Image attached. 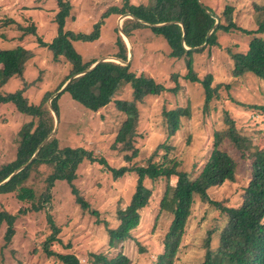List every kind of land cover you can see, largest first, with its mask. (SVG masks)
Returning a JSON list of instances; mask_svg holds the SVG:
<instances>
[{"label": "rangeland", "instance_id": "obj_1", "mask_svg": "<svg viewBox=\"0 0 264 264\" xmlns=\"http://www.w3.org/2000/svg\"><path fill=\"white\" fill-rule=\"evenodd\" d=\"M126 1L131 4L154 3V0H70L72 10L66 18L65 29L85 34L99 31V36L93 40L73 42L83 62L90 63L117 52L115 39L120 16L110 14L102 19V15L109 7L123 6ZM203 1L217 14L230 3L235 7L240 25L252 30L258 27L253 4L264 5V0ZM58 11L56 0H0V49L23 44L33 51V57L27 63L23 76L8 80L0 89L1 92L24 89V96L30 102H38L45 92L57 89L70 74L73 69L71 63L62 55L55 56L36 39L39 36L44 41L51 42L57 35L55 16ZM10 19L22 26L34 23L37 26V35H23L19 25L10 23ZM98 22H102L100 29L95 27ZM132 38L130 41L134 56L130 64H133L138 73L151 76L168 88L176 85L172 75L177 73L180 83V90L177 92L166 90L160 96H148L140 105V135L136 145L139 144L142 149L143 158L151 156L159 144L166 142L168 124L163 110H171L177 106L189 107L191 117L182 118L181 128L167 143L174 146L170 156L181 160L179 169L190 172L193 176L201 171L212 151L213 134L222 127L224 110H228L236 119L242 133L252 136L255 143L261 144L264 141V112L261 109L264 106L263 82L248 77L241 83L232 84L229 90L221 89L220 97L206 104L202 85L186 79L185 60L169 55V45L162 36L143 29ZM249 40L242 33L222 34L220 42L223 48L205 51L197 56L195 67L198 74L204 76L208 73L217 82H231L227 69L232 63L224 48L229 47L233 52L244 51ZM132 91L131 84L124 83L114 99L97 112L84 107L68 92L60 95L56 103L59 118L56 135L58 145L83 147L91 154L93 152L91 158L94 160L85 159L79 163L75 168L76 176L70 184L66 180H57L49 185L47 180L35 182L31 176L21 183L20 186L34 190L35 202L45 198L49 187V211L19 212L21 207L30 209L32 204L19 201L15 193L0 194V212L7 210L17 216L15 232L9 237V241L6 240L7 223L4 221L0 226V264H60L55 257L44 253L49 245L57 252H73L83 261H87L91 252L107 251L111 258L119 252L125 253L132 264H157L158 256L164 250L165 234L172 221V215L161 212L159 207L165 190V179L147 181V185L152 188L149 206L141 212L140 224L134 230L132 238L120 242L119 248H107V231L98 222L108 220L114 226L117 223V209L130 203L135 190V174L129 172L115 179L106 170V166L120 168L127 164L123 155L112 149L111 145L125 119L124 112L118 109L116 102L131 100ZM29 119L31 118L15 109L11 103L0 105V164L15 157L19 144L18 131ZM163 153L164 150H160L155 160ZM232 154L239 161L237 179L209 191L211 198L224 201L230 206L240 201L236 198L241 196L251 172L250 162L239 152L232 151ZM101 160L106 165L100 163ZM34 168L36 166L33 167L32 176H39ZM84 202L89 209L81 208ZM215 209L196 198L173 264H201L204 250L200 245L207 232L215 226V218L218 217ZM91 210L98 212V216L91 213ZM55 228H60L59 235L51 233ZM50 233L54 235L52 243L48 239ZM213 238L216 240V234ZM69 243L71 247L66 248L65 245ZM140 245L145 252L139 250Z\"/></svg>", "mask_w": 264, "mask_h": 264}, {"label": "trees", "instance_id": "obj_2", "mask_svg": "<svg viewBox=\"0 0 264 264\" xmlns=\"http://www.w3.org/2000/svg\"><path fill=\"white\" fill-rule=\"evenodd\" d=\"M56 2L59 7L55 16L57 35L51 42H46L39 36L36 39L41 46L49 48L55 56H64L71 63L72 71L57 89L45 92L38 102H30L24 96V89L6 93L0 90V105L11 103L15 109L31 118L25 121L18 131L19 144L15 157L0 164V194L15 193V197L19 201L32 204L30 209L21 207L19 212L49 211L48 203L51 197L49 187L45 198L35 202L34 190L20 186L27 177H33L35 182L47 180L49 185L57 180H66L70 184L76 176L77 165L85 159L94 160L91 158L93 152L91 154L83 147L72 148L58 145L56 131L55 135L42 146L30 163L11 176L32 158L40 144L54 129L55 117L49 108L48 99L73 74L88 69L97 61L83 62L81 54L76 51L73 42L93 40L99 36V31L85 34L66 30V18L71 13L72 3L70 0H56ZM204 4L206 5V3ZM253 5L258 26L254 30L240 25L236 18L235 7L230 3H227L219 14L211 6L206 5L220 19L208 39L207 35L214 27L216 19L199 5L198 0H154L151 5L131 4L126 1L123 6L109 7L103 13L102 19L110 14L119 17L126 13H132L152 24L176 21L155 27L133 18H126L123 21V30L131 39H133L132 36L141 33L143 29H149L154 35L162 36L169 45V55L185 60L186 79L202 85L205 103L210 104L215 98L220 97L221 89L229 90L232 84L241 83L248 77H254L264 83V5L258 3ZM178 22L183 23L185 31ZM10 23L19 25L23 35H37V26L34 23L22 26L13 19H10ZM101 24L102 22H98L95 27L100 29ZM116 32L115 42L118 50L110 56L127 60V45L118 27ZM235 32L248 36L250 40L244 51L233 52L229 47L224 48L228 60L232 63L227 69V75L231 82L222 80L217 82L213 75L208 73L204 76L199 75L195 67L197 56L205 51L210 52L219 47L223 48L220 36ZM21 37L20 39H22ZM183 39L185 45L190 48L201 46L206 41L207 45L196 50H186L182 42ZM32 57L33 51L23 44L0 49V89L8 80L22 77L26 65ZM172 79L176 85L168 88L153 77L138 73L132 63L124 65L115 61H103L93 70L74 78L62 92H68L84 107L97 112L114 99L124 83L131 84L133 89L131 100H117L116 102L118 109L124 112L125 119L116 132L111 145L112 149L123 155L127 164L120 168L106 166V170L110 171L115 179L131 172L136 175L137 181L130 203L116 211L117 223L111 226L108 220L98 221L104 225L107 231V248L109 250L117 249L120 242L132 238L134 230L140 224L141 212L149 206L152 196V188L147 185V181L157 182L160 179H165V190L159 201V207L161 212L172 215V221L165 234L164 250L158 256L157 264H173V259L180 250V242L187 229L186 225L196 198L210 204L218 212L215 226L207 232L206 238L200 245L204 250L201 264H264V141L261 144L255 143L252 136L242 133L237 126L236 119L228 110H224L222 127L216 129L213 134L212 151L201 171L193 176L192 173L179 169L181 160L170 156L174 146L167 143L181 128L182 118L191 117L189 107L177 106L171 110L165 108L163 110L168 124L166 142L159 144L148 158H143L142 149L139 144L136 145L140 135V105L145 102L148 96H160L166 90L172 92L180 90L178 74L174 73ZM62 93L52 100L56 112V103ZM261 109L264 112V106ZM160 150H164V153L158 160H155ZM232 151L239 152L243 158L250 162L251 172L241 196L236 198L240 201L230 206L224 201L220 202L211 198L209 191L211 188L222 186L227 182H234L237 179L239 161L234 157ZM100 163L106 165L103 160ZM35 166L36 169H34L38 171L39 176H32L31 172ZM10 176L11 178L4 182ZM81 208L89 209L85 202L81 204ZM90 212L98 216V212L94 210ZM16 218L15 214L9 213L7 210L0 212V226L4 221L8 225L7 241L15 232ZM47 218L50 222L48 212ZM51 233L59 235L60 228H55ZM215 234L216 240L213 238ZM53 238V234L48 236L50 243ZM50 246L43 248L44 253L49 257H55L60 264H132L131 259L123 252H119L112 258L107 251L91 252L87 256V261H83L73 252H57ZM65 247L70 248L71 244H66ZM139 250L145 252L141 245Z\"/></svg>", "mask_w": 264, "mask_h": 264}, {"label": "water", "instance_id": "obj_3", "mask_svg": "<svg viewBox=\"0 0 264 264\" xmlns=\"http://www.w3.org/2000/svg\"><path fill=\"white\" fill-rule=\"evenodd\" d=\"M198 3L199 5L204 8L206 10V12L212 16L213 18L216 19V22H215V25L214 27L209 31L208 35H207V39L209 38V36L211 35V33L213 32V30L215 29V27L218 25L220 19L219 17L214 14L212 11H210L206 5L203 3L202 0H198ZM126 18H133L139 22H142L144 24H147V25H150V26H155V27H160V26H163V25H166V24H169V23H172V22H176V21H172V22H167V23H155V24H152V23H149L137 16H135L134 14L132 13H126V14H123L120 16L119 18V21H118V29H119V32L121 33L126 45H127V48H128V59L127 60H123L121 58H118V57H115V56H107V57H103L99 60H97L92 66H90L88 69L86 70H83V71H80L78 73H75L73 74L67 81L66 83L58 90L56 91L49 99H48V105H49V108L51 109V111L53 112L54 114V117H55V126H54V129L53 131L51 132V134H49V136L40 144L39 148L36 150V152L34 153V155L32 156V158L27 162L25 163L24 165H22L18 170H16L11 176H13L14 174L18 173L19 171H21L23 168H25L36 156L37 154L39 153L40 149L42 148V146H44V144L52 137L55 135L57 129H58V125H59V118H58V114L57 112L55 111L53 105H52V100L57 97L60 93H62L66 87L69 85V83L76 77L86 73V72H89L91 70H93L98 64H100L101 62L103 61H115V62H118V63H121V64H124V65H128L130 64V62L132 61L133 59V56H134V52H133V47H132V44H131V41H130V38L128 37V35L125 33V31L123 30V20L126 19ZM182 27H183V23L182 22H178ZM183 30L185 31V28L183 27ZM183 45L185 47L186 50H196V49H199V48H203L207 45V41L201 45V46H198V47H194V48H190V47H187L185 45V41L183 39ZM11 176L6 179L4 182L8 181ZM2 182V183H4Z\"/></svg>", "mask_w": 264, "mask_h": 264}]
</instances>
